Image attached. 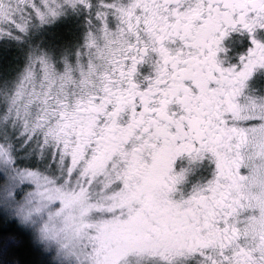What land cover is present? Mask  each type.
Returning a JSON list of instances; mask_svg holds the SVG:
<instances>
[{"label": "snow or ice", "instance_id": "1", "mask_svg": "<svg viewBox=\"0 0 264 264\" xmlns=\"http://www.w3.org/2000/svg\"><path fill=\"white\" fill-rule=\"evenodd\" d=\"M69 20L80 29L76 41L48 47L32 42L33 35ZM0 21V47L27 46L26 56L34 50L40 62L72 63L84 51L91 57L101 47L109 50L105 83L128 93L131 102L121 110L113 100L99 123L147 128L141 142L154 126L182 137L176 144L188 146L172 163L166 191L180 212L192 213L186 217L190 224L199 214L182 242L163 243L149 233L119 247L107 244L106 235L129 227L141 210L131 198L136 188L127 178L126 161L114 172L93 173L87 167L91 149L78 159L47 133L29 132L27 125L22 131L5 110L0 223L16 217L31 224L45 251L74 257L75 264H264V231H254L250 219L256 212L234 205L235 193L222 195L228 181L220 161L221 153H264V0H16L7 6L0 0ZM180 85L216 101L202 117L203 134L190 132L195 114L187 110L188 93ZM73 181L91 205L88 239L59 251L40 236L32 209L42 182ZM17 246L15 234L0 228V253Z\"/></svg>", "mask_w": 264, "mask_h": 264}, {"label": "rangeland", "instance_id": "2", "mask_svg": "<svg viewBox=\"0 0 264 264\" xmlns=\"http://www.w3.org/2000/svg\"><path fill=\"white\" fill-rule=\"evenodd\" d=\"M8 4L14 5L15 2L10 1ZM2 30L3 22L0 21V31ZM79 33L78 25L69 20L33 35L32 42L45 47L62 45L76 41ZM26 53L27 46L18 47L12 44L6 50L0 47V122L7 110L21 125L22 131L23 126L27 125L29 132H45L50 141L62 144L66 152L78 159H84L89 151L77 136L80 129L62 126L57 122V116L63 102L89 95L104 82L106 61L111 60L109 50L101 47L91 57L84 51L77 54L72 63L67 60L53 63L51 59L40 62L34 50L31 55L26 56ZM243 159L245 181L241 192L246 200L243 212L254 210L256 215L250 217L254 224L253 230L264 231V153L260 149L254 153L246 151ZM125 161L127 178L137 189L138 181H134L132 171L135 166L127 155L109 163L107 160L97 159L91 150L87 167L93 173H103L105 169L114 172ZM40 191L41 198L32 209L39 224L40 236L46 238L59 251H63L67 244L79 247L82 242L87 241V225L90 221L88 212L91 205L88 204L85 193L77 187V182L73 181L70 185L42 182ZM135 193H132V199L135 198ZM22 223L30 229L41 246L31 229L32 225L23 221ZM143 237L144 233L139 229L138 223L133 221L127 228L112 229L106 235L105 241L119 247L129 240ZM42 249L48 257L53 256L57 264H75L74 257L57 256L56 252L50 253L43 247Z\"/></svg>", "mask_w": 264, "mask_h": 264}, {"label": "flooded vegetation", "instance_id": "3", "mask_svg": "<svg viewBox=\"0 0 264 264\" xmlns=\"http://www.w3.org/2000/svg\"><path fill=\"white\" fill-rule=\"evenodd\" d=\"M10 1L16 2L4 0L5 5ZM106 80L107 77L91 94L63 102L57 122L69 129H80L77 133L79 140L88 151L91 149L99 160L111 163L113 157L117 160L127 155L131 164L135 166L132 168L133 179L138 181L134 199L141 204V210L137 212L133 221L138 223L139 229L144 233L143 238L153 233L163 243L182 242L191 236L199 214L193 217V223L190 224L186 217L192 213L180 212L169 201L166 189L167 182L171 179L169 173L172 163L188 145H177L176 140L182 137L171 133L167 126H154L153 132L141 142V136L147 132V128L140 130L138 124L122 126L113 122L108 127L100 124V117L104 116L107 104L115 100L122 110L131 102L128 93L121 92L118 86L115 89L111 88L109 83H105ZM179 87L188 93L184 98L187 110L195 114L189 121L190 132L196 130L203 134V130L200 129V124L204 123L202 117L213 111L215 99L201 98L192 94L190 89L183 85ZM153 124L155 125V122ZM137 131H140V135H137ZM126 144L129 145L128 151H125ZM243 160V156L239 154L235 157L226 153L220 155L223 175L228 181L222 186L224 190L222 195L235 193L232 203L242 212L246 201L241 192V186L245 181L244 174H241L244 173Z\"/></svg>", "mask_w": 264, "mask_h": 264}, {"label": "trees", "instance_id": "4", "mask_svg": "<svg viewBox=\"0 0 264 264\" xmlns=\"http://www.w3.org/2000/svg\"><path fill=\"white\" fill-rule=\"evenodd\" d=\"M0 215H3L2 210ZM13 219L16 220L14 224ZM0 228L5 232L14 233L18 241V246L12 252L0 253V260H3L4 264H57L53 256L45 255L30 229L18 218H6L0 223Z\"/></svg>", "mask_w": 264, "mask_h": 264}]
</instances>
